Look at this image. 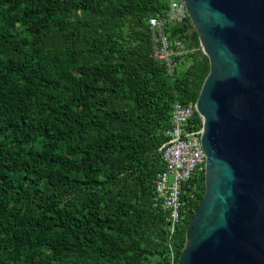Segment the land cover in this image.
<instances>
[{"label": "trees", "instance_id": "1", "mask_svg": "<svg viewBox=\"0 0 264 264\" xmlns=\"http://www.w3.org/2000/svg\"><path fill=\"white\" fill-rule=\"evenodd\" d=\"M167 6L0 0V264H177L204 169L173 232L153 181L208 60L189 18L166 28L192 49L173 72L153 57L147 21Z\"/></svg>", "mask_w": 264, "mask_h": 264}, {"label": "water", "instance_id": "2", "mask_svg": "<svg viewBox=\"0 0 264 264\" xmlns=\"http://www.w3.org/2000/svg\"><path fill=\"white\" fill-rule=\"evenodd\" d=\"M208 73L204 195L177 264H264V0H184Z\"/></svg>", "mask_w": 264, "mask_h": 264}, {"label": "built area", "instance_id": "3", "mask_svg": "<svg viewBox=\"0 0 264 264\" xmlns=\"http://www.w3.org/2000/svg\"><path fill=\"white\" fill-rule=\"evenodd\" d=\"M188 17L184 0H168L165 14L148 18L151 32L152 55L163 61L172 73L177 57L192 49L180 39H169L166 28L172 23H180ZM196 112L195 103L174 102L170 114V126L164 132V143L159 152L164 169L154 178L156 204L168 212L169 230L173 232L187 211L188 181L197 178L205 166V156L201 145V127L194 128L189 122ZM172 176V181L168 177Z\"/></svg>", "mask_w": 264, "mask_h": 264}, {"label": "rangeland", "instance_id": "4", "mask_svg": "<svg viewBox=\"0 0 264 264\" xmlns=\"http://www.w3.org/2000/svg\"><path fill=\"white\" fill-rule=\"evenodd\" d=\"M168 179H169V181H172V176L170 175V176L168 177Z\"/></svg>", "mask_w": 264, "mask_h": 264}]
</instances>
